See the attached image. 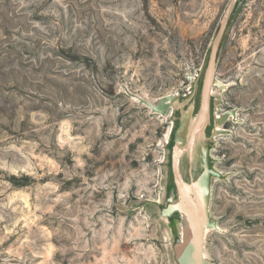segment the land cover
Returning a JSON list of instances; mask_svg holds the SVG:
<instances>
[{
	"label": "rangeland",
	"instance_id": "1",
	"mask_svg": "<svg viewBox=\"0 0 264 264\" xmlns=\"http://www.w3.org/2000/svg\"><path fill=\"white\" fill-rule=\"evenodd\" d=\"M230 1L0 0V264H175L166 146ZM217 60L204 253L264 264V0L234 6ZM169 94L166 118L133 100Z\"/></svg>",
	"mask_w": 264,
	"mask_h": 264
},
{
	"label": "water",
	"instance_id": "2",
	"mask_svg": "<svg viewBox=\"0 0 264 264\" xmlns=\"http://www.w3.org/2000/svg\"><path fill=\"white\" fill-rule=\"evenodd\" d=\"M236 1L231 0L223 14L203 72L197 79L187 75L194 88L193 94L185 104L191 105L180 121L173 120L166 146V193L158 209L162 219L168 223L177 221L180 224V233L174 238L175 264H210L204 255L206 231L218 230L216 222L211 220L209 214L210 187L212 179L223 177L213 168L214 160L209 157V147L203 144L202 138L209 119L213 88L219 91L227 89L225 84L216 79L215 74L218 52ZM133 99L151 113L162 117L170 116L179 104V96L175 94L162 96L155 104L137 95ZM230 117L236 120L235 110L225 111L213 117L211 138L230 134L229 130L222 128ZM198 141L200 144L197 149ZM185 158L188 160L186 166L183 162ZM203 162L204 167L200 171L198 164L202 166Z\"/></svg>",
	"mask_w": 264,
	"mask_h": 264
},
{
	"label": "bare ground",
	"instance_id": "3",
	"mask_svg": "<svg viewBox=\"0 0 264 264\" xmlns=\"http://www.w3.org/2000/svg\"><path fill=\"white\" fill-rule=\"evenodd\" d=\"M214 92H213V90H212V94H213ZM134 101H136L135 99H133ZM137 102V101H136ZM151 103V102H150ZM166 118V117H165ZM167 138V137H166ZM200 162H202L201 160H200ZM203 167H204V162H203V165L201 166L200 165V163L198 164V170H200V171H202L203 170ZM210 214V213H209ZM218 227V226H217ZM218 230H219V228H218ZM207 232H209V231H206V233ZM204 255H205V253H204ZM206 256V255H205Z\"/></svg>",
	"mask_w": 264,
	"mask_h": 264
},
{
	"label": "trees",
	"instance_id": "4",
	"mask_svg": "<svg viewBox=\"0 0 264 264\" xmlns=\"http://www.w3.org/2000/svg\"><path fill=\"white\" fill-rule=\"evenodd\" d=\"M239 1H241V0H237V1H236L235 7H236V5H237V3H238ZM198 87H199V90H200V84H199Z\"/></svg>",
	"mask_w": 264,
	"mask_h": 264
}]
</instances>
